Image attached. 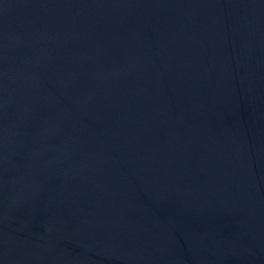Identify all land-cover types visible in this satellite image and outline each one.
<instances>
[{
	"label": "water",
	"instance_id": "obj_1",
	"mask_svg": "<svg viewBox=\"0 0 264 264\" xmlns=\"http://www.w3.org/2000/svg\"><path fill=\"white\" fill-rule=\"evenodd\" d=\"M0 264H264V0H0Z\"/></svg>",
	"mask_w": 264,
	"mask_h": 264
}]
</instances>
